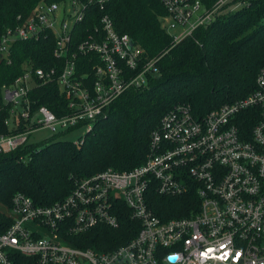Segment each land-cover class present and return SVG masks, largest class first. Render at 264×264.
Here are the masks:
<instances>
[{
  "label": "built area",
  "instance_id": "1",
  "mask_svg": "<svg viewBox=\"0 0 264 264\" xmlns=\"http://www.w3.org/2000/svg\"><path fill=\"white\" fill-rule=\"evenodd\" d=\"M165 9L161 28L177 44L220 13L249 0H158ZM106 0H40L17 24L0 33V62L11 64L16 42L52 37L55 63L34 67L0 86V155L32 142L47 130L54 136L79 131L80 145L95 121L131 89L147 85L157 61L143 55L128 34L115 31ZM132 43V45H131ZM247 96L195 116L174 105L152 132L142 165L77 179L61 201L38 206L13 195L0 233V264H264V66ZM57 89L56 116L39 99ZM29 155L21 156L27 160ZM195 194L189 216L164 220L150 207V193ZM138 231L111 251L72 245L97 226L116 229L122 211Z\"/></svg>",
  "mask_w": 264,
  "mask_h": 264
},
{
  "label": "trees",
  "instance_id": "2",
  "mask_svg": "<svg viewBox=\"0 0 264 264\" xmlns=\"http://www.w3.org/2000/svg\"><path fill=\"white\" fill-rule=\"evenodd\" d=\"M39 1L0 0V33L15 26L16 17L29 14ZM249 1V6L220 13L213 22L174 44L161 28L165 9L158 0H106L105 11L115 31L128 34L148 59L160 57L158 73L148 77L146 86L128 90L110 105L106 118L94 122L80 145L62 140L60 134L0 155V206L9 209L13 195L21 193L45 207L64 199L77 179L109 168L124 172L140 166L152 132L174 105H188L195 116L203 117L251 93L256 74L264 66V0ZM53 43L52 37L14 43L11 64L0 62V86L8 85L21 73L26 59L30 58L34 67L53 65ZM43 89L50 92L38 105L59 116L57 89ZM3 121L1 111L0 133L5 132ZM26 155L27 160H20ZM149 195L152 211L164 220L189 216L197 202L193 193L175 198L153 192ZM10 225L11 220L0 210V233ZM137 231L125 209L116 229L97 226L72 245L111 251L134 238Z\"/></svg>",
  "mask_w": 264,
  "mask_h": 264
},
{
  "label": "rangeland",
  "instance_id": "3",
  "mask_svg": "<svg viewBox=\"0 0 264 264\" xmlns=\"http://www.w3.org/2000/svg\"><path fill=\"white\" fill-rule=\"evenodd\" d=\"M80 134H81V132L76 131V132H72V133L63 134L60 138L62 140L74 142ZM30 137H31L30 140L32 142H40V141H43L44 139H51L54 137V135L47 130H43V131L36 132L35 134L31 135ZM0 210L5 212L6 214L9 212V209H6V208L4 209V208H2V206H0Z\"/></svg>",
  "mask_w": 264,
  "mask_h": 264
},
{
  "label": "water",
  "instance_id": "4",
  "mask_svg": "<svg viewBox=\"0 0 264 264\" xmlns=\"http://www.w3.org/2000/svg\"><path fill=\"white\" fill-rule=\"evenodd\" d=\"M131 45H132V43H131Z\"/></svg>",
  "mask_w": 264,
  "mask_h": 264
}]
</instances>
